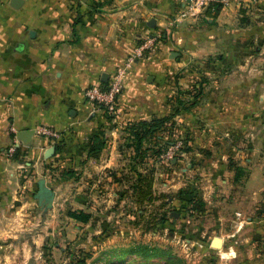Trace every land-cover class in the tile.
Returning a JSON list of instances; mask_svg holds the SVG:
<instances>
[{"label": "crops", "instance_id": "obj_1", "mask_svg": "<svg viewBox=\"0 0 264 264\" xmlns=\"http://www.w3.org/2000/svg\"><path fill=\"white\" fill-rule=\"evenodd\" d=\"M191 1L22 0L15 6L0 0V242L12 241L10 228H3L12 223L11 212H46L44 198L34 193L35 174H45V165L62 150L55 147L60 137L44 136L41 127L79 142L63 151L76 156L70 165L79 168V212H115L131 194L132 160L121 147L126 124L169 111L175 85L163 66L218 54L220 67L226 63L223 68L235 80H212L204 87L200 99L209 113L203 114L197 136L212 151L202 167L210 186L225 193L219 201L223 210L214 212L206 201L199 213L211 235L207 243L187 241L217 254L223 264H264V96L259 91L264 88V0L242 6L233 1L216 18L203 11L177 21ZM148 35L163 38L138 56ZM173 53L178 62L164 59ZM131 56L119 114L109 118L85 91L101 84L104 74L109 79ZM28 129L36 132L25 145L17 135ZM93 142L103 147L92 151ZM13 145L17 150L11 154ZM7 212L9 222L3 223ZM216 237L219 246L213 245Z\"/></svg>", "mask_w": 264, "mask_h": 264}, {"label": "rangeland", "instance_id": "obj_2", "mask_svg": "<svg viewBox=\"0 0 264 264\" xmlns=\"http://www.w3.org/2000/svg\"><path fill=\"white\" fill-rule=\"evenodd\" d=\"M162 38L160 36L158 40ZM176 58L164 57L168 62L176 61ZM222 59L217 54L194 57L180 67L163 66L165 78L175 85L167 99L169 111L164 116L174 112L180 114L168 121L167 129L156 132L151 140L144 143L145 148L151 149L145 156L144 164L135 163L134 150L127 147L131 139L122 138L127 158L132 160L131 194L126 202L116 204L115 212H86L90 215L87 222L71 215L80 210L81 184L79 168L70 165V161H76V156L70 152L66 156L63 151L68 145L79 146V142H67L61 136L60 140L56 138L55 147L62 153L58 159L45 165V174H39L41 177L35 174L39 179L34 193L39 194L41 186L46 185L53 192H58V198L55 200V194L53 199L44 198L42 205L47 208L46 212H11L12 223H5L3 228H10L12 241L6 238L0 242V264H81L82 258H85L84 264H205L206 261V264H223L217 254L187 241L203 239L205 241L199 243H207L211 235L208 231L204 232L208 222L199 213L206 209V201L214 212L223 210L219 201L225 193L210 186L209 172L205 173L207 170L202 167L212 151L205 149L202 136H197L198 130L203 129V114L209 113V105L201 102L203 92L200 94L199 89L203 91L206 85H212V80H235L223 68L226 63L220 67ZM167 68H171L172 72H168ZM259 91L264 96V88ZM104 111L107 117L110 116ZM260 111L264 114V104ZM219 139L216 138L220 144ZM170 142L178 145L172 157L167 155L174 145ZM146 177H152V195L140 203L138 192L147 188ZM100 204L103 206L107 202ZM48 207L52 212L48 211ZM195 212H198L196 216ZM8 217L7 212L3 223L9 222ZM148 249L153 256L144 254ZM6 253L8 257L12 255V259L7 258Z\"/></svg>", "mask_w": 264, "mask_h": 264}, {"label": "built area", "instance_id": "obj_3", "mask_svg": "<svg viewBox=\"0 0 264 264\" xmlns=\"http://www.w3.org/2000/svg\"><path fill=\"white\" fill-rule=\"evenodd\" d=\"M233 1H237L242 6L243 3L254 4L258 0H192L183 10L180 11L176 20L195 18L200 13L205 11L210 5L215 6V4H221L222 7H224ZM159 37L160 36L151 35L149 38L144 40L137 50L138 56H141L144 52L152 49ZM134 59V56L129 57L124 67L117 68L116 71L110 75L107 81L108 83L105 87L101 84H94L88 87L85 91L86 99L95 104V106H99L100 108L106 110L109 115L113 117L117 116L119 114L118 98L125 87V78L132 63L134 62ZM38 132L50 138L60 137V133L58 131L46 127H41ZM171 148V151L167 154L168 157H172V154H174V151L178 148L177 143ZM16 150V146L13 145L10 149L11 154H14Z\"/></svg>", "mask_w": 264, "mask_h": 264}, {"label": "trees", "instance_id": "obj_4", "mask_svg": "<svg viewBox=\"0 0 264 264\" xmlns=\"http://www.w3.org/2000/svg\"><path fill=\"white\" fill-rule=\"evenodd\" d=\"M215 7V8H214ZM214 8V10H213ZM221 4H215V6L210 5L206 10H205V15L211 18H216L221 9H222ZM108 82H102L101 85L105 87ZM200 90V94L202 93V90ZM174 114V115H173ZM170 116H163V117H157L153 116L151 119H141L137 121H131L128 122L125 126V133L126 137L131 139L130 142H128L127 147L133 148L134 150V161L135 163L138 164H144L146 162L145 156H147L151 149L148 147H144V143L146 141L151 140L153 135H156V132H159L161 130L167 129L168 127V121L171 119V121L174 119L176 114H180V112H174ZM109 118H113V116H108ZM173 125V124H170ZM175 142H170V145H173ZM124 146L121 144V147ZM103 147V143L98 144L97 142H93V150H97ZM133 159V158H132ZM176 163V162H175ZM238 169L237 171H239ZM148 181L147 188L145 190L139 191L138 192V201L142 203L143 201L146 200V198L150 195H152V177H146L145 178ZM75 219L83 222H87L90 219V215L87 214L86 212H72L71 214ZM139 250H135L137 252ZM145 251V250H143ZM148 257L153 256L154 254L149 251L145 252ZM85 258L81 259V264H84Z\"/></svg>", "mask_w": 264, "mask_h": 264}, {"label": "water", "instance_id": "obj_5", "mask_svg": "<svg viewBox=\"0 0 264 264\" xmlns=\"http://www.w3.org/2000/svg\"><path fill=\"white\" fill-rule=\"evenodd\" d=\"M22 0H12L13 5L15 6H19V2H21ZM152 24L155 23V19L152 20L151 22ZM175 55H177L176 53H173L171 55V57H175ZM108 80V75L104 74L102 77V81L103 82H107ZM36 130L34 129H28V130H22L18 133V140L22 141L25 145H30L32 143L33 140V136L35 134ZM55 152V147H52L51 150L48 152V155H52ZM55 192H53V190L46 186V185H42L41 186V191L39 192V196L41 199L43 198H48V199H53ZM220 244V238L216 237L214 239L213 245L215 246H219Z\"/></svg>", "mask_w": 264, "mask_h": 264}]
</instances>
